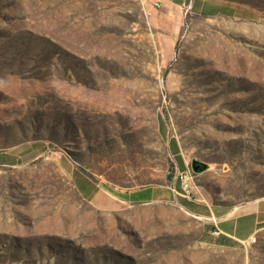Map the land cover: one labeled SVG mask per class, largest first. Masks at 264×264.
<instances>
[{"label": "rangeland", "instance_id": "obj_1", "mask_svg": "<svg viewBox=\"0 0 264 264\" xmlns=\"http://www.w3.org/2000/svg\"><path fill=\"white\" fill-rule=\"evenodd\" d=\"M261 200L264 0H0V264H264Z\"/></svg>", "mask_w": 264, "mask_h": 264}, {"label": "crops", "instance_id": "obj_2", "mask_svg": "<svg viewBox=\"0 0 264 264\" xmlns=\"http://www.w3.org/2000/svg\"><path fill=\"white\" fill-rule=\"evenodd\" d=\"M164 1L169 2L170 0H164ZM144 189H138V190L126 192L128 194L129 200H123V201L130 203H142L153 200L155 198L153 190L149 194V193H145L143 191ZM222 214L219 213L218 217L222 216ZM227 218L225 219L221 218L219 222L221 231L225 236H227V237L223 236V238L237 239L240 240V242L248 240L252 237V235L255 234V232L258 229V225L264 223V200L240 208L237 215L232 217L233 218L232 223L226 227L225 222L229 220Z\"/></svg>", "mask_w": 264, "mask_h": 264}, {"label": "trees", "instance_id": "obj_3", "mask_svg": "<svg viewBox=\"0 0 264 264\" xmlns=\"http://www.w3.org/2000/svg\"><path fill=\"white\" fill-rule=\"evenodd\" d=\"M105 187V186H104ZM106 189H108L107 187H105ZM109 191H111L110 189H108ZM145 193H151L152 192V189L151 188H146L143 190ZM112 194H114L115 196H117L118 198L122 199V200H129L128 199V194L126 192L124 193H119V192H113L111 191Z\"/></svg>", "mask_w": 264, "mask_h": 264}, {"label": "water", "instance_id": "obj_4", "mask_svg": "<svg viewBox=\"0 0 264 264\" xmlns=\"http://www.w3.org/2000/svg\"><path fill=\"white\" fill-rule=\"evenodd\" d=\"M192 166H193L194 172H200L202 168H204V164L197 162V161H194Z\"/></svg>", "mask_w": 264, "mask_h": 264}, {"label": "built area", "instance_id": "obj_5", "mask_svg": "<svg viewBox=\"0 0 264 264\" xmlns=\"http://www.w3.org/2000/svg\"><path fill=\"white\" fill-rule=\"evenodd\" d=\"M182 177H184L185 180L187 179V175H186V174H184V175L182 174L181 178H182ZM187 188H188V184L185 185L184 190H185L188 194H190V193H189V190H188Z\"/></svg>", "mask_w": 264, "mask_h": 264}, {"label": "bare ground", "instance_id": "obj_6", "mask_svg": "<svg viewBox=\"0 0 264 264\" xmlns=\"http://www.w3.org/2000/svg\"><path fill=\"white\" fill-rule=\"evenodd\" d=\"M201 219V218H200Z\"/></svg>", "mask_w": 264, "mask_h": 264}]
</instances>
